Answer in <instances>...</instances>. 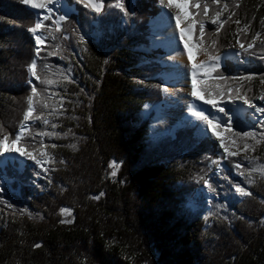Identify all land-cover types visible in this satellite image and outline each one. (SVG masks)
<instances>
[{"label":"trees","instance_id":"trees-1","mask_svg":"<svg viewBox=\"0 0 264 264\" xmlns=\"http://www.w3.org/2000/svg\"><path fill=\"white\" fill-rule=\"evenodd\" d=\"M67 3L75 13L61 22V32L51 20L45 22L52 25L55 39L49 37L37 57L29 31L35 13L22 0H0V138L10 134V143L20 128L31 95L28 66L33 59L38 75L58 83L34 81L38 95L33 97L31 134H67L18 144L31 145L28 150L36 156L50 153L52 162L47 172L26 167L12 183L17 193L0 183V264H264V141L248 140V150L226 159L223 172L210 180L216 189L210 192L213 200L200 195L192 206L198 182L220 158L218 142L196 133L201 121L177 129L174 138L150 135L154 113L148 115L144 106L162 103L166 84L160 62L139 52L165 54L152 50L149 38V23L161 13L160 0H125L129 16L110 6L114 0H104L99 14L76 0ZM224 3L229 8L221 17L235 15L217 33L219 25L209 20ZM187 9L199 12L193 19L205 22L203 36L199 24L193 26L197 55H218L235 41L247 48L258 31L264 38V0H221L211 5L208 17L202 7ZM245 24L250 25L246 32ZM54 50L57 55H47ZM240 59L247 67L225 59L217 71L252 79L218 83L251 88L248 97L262 105L255 97L264 94V45L256 41L253 49L240 52ZM44 103L48 109L41 108ZM52 108L56 111L49 115ZM40 112L44 115L37 121ZM255 124L247 113L235 121L234 131L259 132ZM226 138L231 146L227 132ZM40 141L47 147L41 148ZM245 156L256 159L249 163ZM235 162L243 167L236 169ZM250 169L255 171L249 174ZM236 184L251 195L236 193Z\"/></svg>","mask_w":264,"mask_h":264},{"label":"snow or ice","instance_id":"snow-or-ice-1","mask_svg":"<svg viewBox=\"0 0 264 264\" xmlns=\"http://www.w3.org/2000/svg\"><path fill=\"white\" fill-rule=\"evenodd\" d=\"M22 2L26 5H31L33 9H43L44 12H36V21L34 26L29 29V31L34 35L35 40V53L36 56L39 57L42 51H45L42 45L46 44V41L49 37L55 39L52 36V32L50 31L51 26L45 24V21H52V25L55 26L56 32H61V22H65L68 20V12H64V14H60L56 16V12H58L61 8L65 7L62 4V0H22ZM83 4L84 7L90 8L91 10L95 11L96 13H102L104 8V0H76ZM160 4L166 8H176L178 10H182L184 7L189 6L195 9H201L202 7V14L204 17L209 16V9L211 5H220L221 0H211V4L204 0L203 5H201V0H195V3H192V0H160ZM112 7L118 8L121 12L124 13L125 16L131 15L125 5V0H114V3L110 5ZM238 7V4H237ZM229 8L227 3H224L222 8L214 9V16L210 18L209 22L213 25L219 24L217 27L216 32L218 33L220 29L224 26L227 20L231 19L232 15H235L234 12L230 13L227 17V20H221L220 17L222 13ZM69 11L71 9L69 8ZM200 13H189V15H199ZM55 16V19L53 17ZM175 21H176V28L179 29L180 33V40L184 43V49L187 52L188 60L192 61V52L189 50V42L188 39L185 37V32L188 31L189 33L192 30V27L196 24H199V34L201 36L205 33V22L197 21L193 19L187 26V29L181 27L182 21V14L181 11H177L175 14ZM264 22V21H262ZM236 24H240V20L234 21ZM250 28L249 24L244 25L243 31H247ZM48 32V36H45L44 32ZM62 39H68L67 36H62ZM81 41H84V37L81 35L79 37ZM260 41L261 45H264V38L261 37V33L258 31L252 37V42L247 44V48L243 42L238 41L240 48L244 51H248L255 47V42ZM216 41H212L213 46L216 44ZM157 46H171L170 43L161 42V44ZM60 48L59 45H55L54 49L58 50ZM48 52V56L57 55V51ZM169 59H175V57L170 56ZM226 59V57H221L220 55H213L211 52L208 54V61L201 62L199 65L195 63H191L189 71L191 72V92L189 95L194 98V101H201V105H197L194 102L187 104L188 112L191 116L195 117L196 120L203 122V127L200 128V133L204 136H208L211 134V137H214L217 141H219V147L223 149L224 156L220 157V160L228 159L231 157H235L240 154L241 151H246L250 148V144L247 142L248 140H255L257 144L264 141V106H258L253 102V99H250L247 95V92L251 91V88L243 89V85L236 88L231 87H221V84L218 82H228L229 80L234 81H250L252 76H240V77H227L222 72L217 71L219 68L222 67V61ZM107 63V61H105ZM29 70L31 76L35 78L36 81H39L41 84L46 85H53L54 83H58L53 79H49L47 77H41L38 75L37 67L38 61L33 59L29 64ZM188 67V66H185ZM41 68L44 70H48V65H41ZM199 73V75H198ZM212 73H216L215 76H212ZM62 79H69L67 76H63ZM209 79L213 80L216 83L209 84ZM202 84V87L198 90L197 89V82ZM261 83L264 84V78L261 79ZM29 84L31 85V95L28 98V107L23 115V120L20 124L19 131L14 134V138L11 139L10 143V134H4L2 138H0V157H4L5 153H16L20 157H25L28 160L34 161L37 165H40L43 168L44 162H52L51 154L47 152H40L41 156H46L49 159L47 161H42L38 159L37 156L34 154V150H28V147H21L18 146L22 140L29 141V140H36V137L39 136H59V135H67L61 134L56 132H48V131H37L35 136L31 134V125L27 122L33 120V112L36 109L33 106V97L38 95V88L33 80H29ZM165 93H169L168 87H163L161 89ZM43 91L47 92V88ZM203 93V94H201ZM171 94V93H169ZM261 101H264V94H261L258 97H255ZM61 104L60 107H63V97H60ZM240 101L242 104H237ZM204 105H210L211 108L203 107ZM247 106L249 109H254V112L248 113V116L252 119L256 120L255 128H258L260 131L257 132L255 129L252 131H234V124L235 121L241 118V113L243 110V106ZM41 108L48 109L49 105L44 103L41 105ZM212 109H215V112H212ZM56 109L52 108L49 111V115L55 112ZM44 113L40 112L39 115L35 116V120L39 121L43 117ZM43 124L45 126L49 125L48 119H43ZM51 128H57L56 123H51ZM221 130L227 132L229 134V141L232 145L237 146L236 151H230L228 144L225 142V138L221 135ZM0 133H3V128L0 127ZM238 140L242 142V147L238 144ZM41 148H46L47 145L43 144L42 141L39 142ZM52 148L58 147L56 144L51 145ZM71 147L75 148L76 146L73 144ZM255 157H248L245 156V160L251 163L255 160ZM60 163H64V161H60ZM213 164H218L217 160L212 161ZM4 161L0 160V166H3ZM113 168L118 167L115 163L112 165ZM234 167L236 169H241L243 167L241 162H235ZM45 172L49 171V169H43ZM219 171L223 172V166L219 165ZM255 169H250L249 174ZM40 173H37L39 175ZM112 176H116V172L113 171L111 173ZM240 175H244V172H240ZM204 186L209 190V192H215L216 189L212 186L210 180L204 179ZM235 192L240 195H251V192L246 191V189L239 184L234 185ZM4 189L0 188V192H3ZM99 197H97L98 199ZM63 214L68 213V209H61ZM64 222V221H62ZM71 222V221H68ZM39 246V245H37Z\"/></svg>","mask_w":264,"mask_h":264},{"label":"rangeland","instance_id":"rangeland-1","mask_svg":"<svg viewBox=\"0 0 264 264\" xmlns=\"http://www.w3.org/2000/svg\"><path fill=\"white\" fill-rule=\"evenodd\" d=\"M62 4H64L65 5V7H63V8H61L58 12H59V15L60 14H64V12H68V16L73 12V8L72 7H69L68 6V4L66 3V1L65 0H62ZM27 7L31 10V11H33L34 13H36V12H44V10L43 9H33L32 7H31V5H27ZM69 8L71 9V11H69ZM160 8H161V13L159 14V15H161L164 11H165V8H164V6L163 5H161L160 4ZM177 11H181V14H182V24L184 25V26H188V24L192 21V19H193V16H191V15H189V10L187 9V6L186 7H184L182 10H178V9H176V8H171V9H169L168 10V12H169V16H170V18L171 19H173V18H175V14H176V12ZM171 12V13H170ZM158 15V16H159ZM158 16H156L155 18H153L152 20H151V22L154 20V19H156ZM220 19L221 20H224L223 19V17H220ZM173 21V20H172ZM151 22L149 23V26H150V29H151V34H150V41H151V44H152V46H151V49H153V50H158V49H162L163 51H164V55H166V50H164V48H159V47H156V44L153 42V37H154V29H153V27H151ZM219 24H216V25H214V26H218ZM31 33V32H30ZM33 35V34H32ZM34 36V35H33ZM185 37H186V39H188V42H189V48L190 49H192L194 52L199 48V46L194 42V40H193V27H192V30H191V32L189 33H187L186 35H185ZM179 45H181L180 47H182V49L184 48V43H183V41H181V40H179ZM242 51V49L240 48V46L238 45V43L235 41L233 44H232V46L231 47H229V48H227V49H225V50H223L220 54H218V55H220L221 57H226V59H230V60H234L235 62H237L238 63V67L239 68H242L243 66H246L247 67V61L246 60H241L240 59V52ZM139 53H143L144 54V57H146V58H151V59H154V60H157V61H159L160 62V64H161V66H162V73H161V77H162V79L164 80V82H165V84H166V87H169L170 86V84L168 83V81H167V79H166V77H165V71H164V65H163V63L160 61V60H158V59H156V58H154V57H162V56H164V55H154V54H152V53H149V52H144V51H142V52H139ZM147 53V54H146ZM195 54V53H194ZM195 56L198 58V59H206V61H208V55L207 54H202V55H196L195 54ZM225 60V59H224ZM224 60L222 61V65L224 64ZM185 72V71H184ZM186 74H185V80L188 82L189 80H188V77H190L191 76V74H189L190 73V71L189 72H185ZM31 76V73H30V71H29V77ZM32 77V76H31ZM186 83H177L176 84V89H178V90H180L181 88H183V87H185V86H187V85H185ZM199 84H201V83H199ZM168 98H173V96L172 95H170L169 93H165L164 94V98H163V101H162V103L160 104V105H158V106H156V107H154V108H151L150 107V104H146L145 106H144V110L147 112V114L149 115V114H151V112H153L154 113V117H153V120H152V130H151V133H150V135L152 136V137H155V136H158L159 134H161V133H172V132H174L173 130L174 129H176V127H178V126H180V125H183V124H186V125H192V124H195L196 123V118L195 117H189V116H191L188 112H186V114H185V116L186 117H188V118H191L187 123H182V124H177L175 127H174V125H175V123L174 122H171L169 119H168V117L166 116V108H171L172 107V105L171 104H169V102L167 101L168 100ZM263 103H262V105H258V106H264V101H262ZM188 103L187 102H184L183 103V110L184 111H187V105ZM202 104V102H200V105ZM237 104H242V102H240V101H238L237 102ZM186 107H185V106ZM203 107H207V108H211V106L210 105H204ZM255 110L254 109H249V108H247V106L245 105V106H243V110H242V113H251V112H254ZM212 112H215V109H212ZM241 113V114H242ZM252 119V118H251ZM253 121H255L256 122V120L255 119H252ZM171 123V124H170ZM204 125H203V122H202V124H201V126L196 130V133L200 136V137H204V135H202L201 133H200V128L201 127H203ZM208 135H210L211 136V134L209 133ZM221 135L225 138V142H227L228 141V139L226 138V132H224L223 130H221ZM213 139H215L214 137H212ZM216 140V139H215ZM217 141V140H216ZM218 142V144H219V141H217ZM231 144V143H230ZM229 150L230 151H236L235 150V148L232 146V144H231V146H229ZM6 155H7V157L8 158H11V155L13 154V156H17V157H20V156H18L16 153H11V154H9V153H5ZM225 154H224V152H223V149H221L220 147H219V156L220 157H222V156H224ZM1 158H4V157H0V160H1ZM37 158L38 159H41L42 161H47L48 160V157H46V156H41L40 155V153H39V156H37ZM28 159H26V161H27ZM225 160V159H224ZM10 161V160H9ZM29 162L31 161V160H28ZM217 161H218V164H213L212 162L210 163V166H211V172H215L216 171V169L219 167V165H221V163L222 162H224L223 160H220V159H217ZM34 162V161H33ZM47 165H48V162H44L43 163V169L44 168H46L47 167ZM28 166H29V163H28ZM35 166H38L39 168H42L40 165H37L35 162L31 165V167H35ZM25 168H23V169H20V171H23ZM10 172L12 173V175L14 176L15 174H13V172H12V170H10ZM208 176H211V175H206L205 177H203L204 179H207V177ZM5 180V182H8L6 179H4ZM13 182V181H12ZM200 195H204L205 196V198H206V200H207V202H209L208 201V198H211V197H213V195L209 192V190L204 186V180H200L199 182H198V187H197V190H196V192L194 193V196H195V198H196V201L195 202H193L192 203V206H196V204L198 203V200L200 199Z\"/></svg>","mask_w":264,"mask_h":264},{"label":"bare ground","instance_id":"bare-ground-1","mask_svg":"<svg viewBox=\"0 0 264 264\" xmlns=\"http://www.w3.org/2000/svg\"><path fill=\"white\" fill-rule=\"evenodd\" d=\"M164 8L165 11L151 22V27H153L154 29L153 42L156 44V47L164 48V50H166L167 52L166 55L162 57L154 58L160 60L163 63L165 77L168 83L170 84V86L168 87L169 93H171L170 95H172L173 98H168L167 101L169 102V104L172 105V107L166 108L165 112L168 119L171 122L175 123V127L177 124L187 123L191 119L185 116L186 112H188V108L187 111L183 110L184 102H187L188 104L194 102L197 105H200L201 102L194 101V98L189 95V93L191 92V76L188 77L189 81L187 82L185 80V72H189L191 63L199 65L202 61H207L206 59H198L195 56L194 51L190 48L189 50H191L192 52V61L190 62L188 60L187 52L184 48L182 49V47H180L181 45H179L180 33L179 29L176 28L175 18L171 19L168 12L169 8ZM180 26L187 29V27L184 26L182 23ZM187 33L188 31L185 32V35ZM161 42L170 43L171 46H157L161 44ZM170 56L175 57V59H169ZM189 74H191V72ZM177 83H186L185 85L187 86L178 90L175 88ZM199 83L200 82L198 80L197 89L199 87Z\"/></svg>","mask_w":264,"mask_h":264},{"label":"water","instance_id":"water-1","mask_svg":"<svg viewBox=\"0 0 264 264\" xmlns=\"http://www.w3.org/2000/svg\"><path fill=\"white\" fill-rule=\"evenodd\" d=\"M151 22V21H150Z\"/></svg>","mask_w":264,"mask_h":264}]
</instances>
